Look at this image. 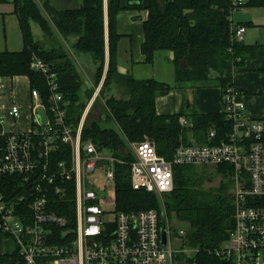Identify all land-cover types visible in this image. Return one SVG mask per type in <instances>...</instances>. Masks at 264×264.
<instances>
[{"label":"built area","instance_id":"1","mask_svg":"<svg viewBox=\"0 0 264 264\" xmlns=\"http://www.w3.org/2000/svg\"><path fill=\"white\" fill-rule=\"evenodd\" d=\"M243 4L244 0H231L232 41H244L246 28L234 24L232 17ZM29 67L42 75L46 90L42 94L30 89L27 128H18L21 109L5 101L7 78L0 76V185L6 182L2 178L18 181L13 188L0 187V236L14 246L0 254L9 260L4 264H175L176 254L192 257V250L178 249V236L165 221L166 244H162L163 213L116 209L114 166L121 160L91 142L81 144L83 120L101 84L74 129L67 121L56 72L36 55ZM220 97L230 126L220 142L204 144L191 137L171 159L159 156L152 140L133 143L130 185L164 196L173 189L175 166H229L233 228L214 254L220 264H264V120L245 116L235 87ZM188 123L179 118L181 126ZM215 137L211 127L209 138ZM65 146L70 148L68 158L52 156ZM96 170L104 172L103 189L89 183ZM110 205L112 212L106 209ZM183 234L184 230L178 231Z\"/></svg>","mask_w":264,"mask_h":264},{"label":"trees","instance_id":"2","mask_svg":"<svg viewBox=\"0 0 264 264\" xmlns=\"http://www.w3.org/2000/svg\"><path fill=\"white\" fill-rule=\"evenodd\" d=\"M4 1L0 0V3ZM12 2L22 33L23 48L20 51H0V76L25 75L30 89H38L43 94L46 89L42 75L29 67L31 57H39L58 75L67 121L76 129L81 113L101 82L107 47L108 63L98 93L100 99H95L104 103V120L114 122L117 130L102 127L95 121L90 127L83 125L81 144L91 142L98 150L110 151L121 160V164L114 166L118 211L137 213L155 209L163 213L165 224L178 236V249L192 250V257L184 253L176 254L175 264H220L221 260L214 250L227 240L233 228L231 168L227 165L173 167L174 186L164 195L160 206L155 194L132 189L129 164L134 157L126 148L128 144L147 138L155 143L159 156L171 159L175 149L180 144H187L191 137L204 144L220 142L230 127L229 122L222 111L203 114L182 109L172 114L157 113L156 98L168 94L172 87L151 78L136 79L129 73L117 71L116 53L120 35L115 25L120 11L147 10L148 16L143 23L145 39L141 47L146 63L153 61L154 52L169 50L173 56L176 85L205 87L215 84L223 92L234 87L233 67L242 63L244 57L255 55L254 46L230 40L231 0H147L145 7L140 0H106L107 38L103 0H80V6L75 10H58L51 0H43L42 7L35 0ZM246 5H264V0H244L243 6ZM33 23L38 25L42 40L35 39ZM53 37L58 39L57 43H53ZM49 39L51 44L47 47L44 40ZM71 52L73 55L87 54L93 62L95 79L92 89L86 88L92 92L86 102L80 100L83 80ZM180 117H185L189 123L181 126ZM211 127L216 130L215 138H209ZM60 149L52 156L68 158L70 148L65 146ZM215 177L219 178L217 185L212 184ZM2 180L6 182L0 187L8 189L18 183L9 178ZM174 222L180 227H176ZM181 229L184 234L179 236ZM8 261L0 256V264Z\"/></svg>","mask_w":264,"mask_h":264},{"label":"crops","instance_id":"3","mask_svg":"<svg viewBox=\"0 0 264 264\" xmlns=\"http://www.w3.org/2000/svg\"><path fill=\"white\" fill-rule=\"evenodd\" d=\"M137 2V0H132ZM143 7L147 0H140ZM104 26L107 38V2L103 0ZM53 6L58 9H74L81 4L80 0H51ZM115 30L120 35L116 53L117 71L129 73L136 79H154L161 83H167L172 90L156 99V112L159 114H172L184 110L186 104L189 110L206 114L208 112H220L222 109L221 88L215 84L205 87L185 84H175L172 64V53L169 50L156 51L153 61L146 63L141 47L145 39L143 23L147 19V10L132 9L118 12ZM245 26L247 24L239 23ZM249 26V25H248ZM250 26H260L250 22ZM256 28V27H255ZM247 31V30H246ZM246 33V32H245ZM252 33L243 38L245 46L255 47L253 57H244V61L233 67L232 83L236 89L237 101L244 106V114L253 120H264V35L260 42L252 43ZM255 37V36H253ZM107 44V43H106ZM69 45V44H68ZM70 46V45H69ZM72 55V52H71ZM106 63L108 52L106 47ZM93 67V66H92ZM91 67V68H92ZM90 68V69H91ZM94 68V67H93ZM5 84V101L8 104H16L21 109L22 121L18 128H27L31 108L30 90L26 94L17 96L13 87L23 80L30 89L27 76H7ZM24 84V83H22ZM86 84V83H85ZM88 84H86V87Z\"/></svg>","mask_w":264,"mask_h":264},{"label":"rangeland","instance_id":"4","mask_svg":"<svg viewBox=\"0 0 264 264\" xmlns=\"http://www.w3.org/2000/svg\"><path fill=\"white\" fill-rule=\"evenodd\" d=\"M12 1L13 0H6L0 3V51H6V49L12 50V51H20V49L23 48L22 47L23 45L22 33H20L17 18L15 17L13 13L14 4ZM35 2L39 7H42L43 0H35ZM41 13L46 18V14L44 13L43 9L41 10ZM232 17H233L234 24H239V23L247 24V29H246L247 31L244 34V37H246L248 33H252L253 34L252 37H249L251 39L253 38L252 43L256 41L258 42L261 41L262 36L264 35V5H260V6L246 5V6L240 7L237 10L233 11ZM250 22H253L260 26H250ZM32 32H33L35 39H38V40L43 39V35L40 32L39 27L36 23L32 24ZM51 40L53 41V43L58 42V39L56 37H53V39ZM51 40L50 39L48 41L44 40V44L48 47L51 44ZM72 56L76 62L79 73H81L82 80H83L82 88L80 90V100L83 102H86L88 98L87 96H90V94L92 93L88 91L92 89V84L95 79V73H94L95 70L93 68L94 67L93 62H92V59H90L87 54L77 53L75 55L72 54ZM106 66H107V63L105 62V67H104V72H103L104 74L102 75L100 84L103 82L105 71H106ZM85 83L88 84L87 86L89 89L88 91L86 90L87 87ZM13 89H15V91L17 92V96L24 95L27 93V91L30 90L29 86L27 85L26 82H24V80L23 82L21 81L20 83L19 81H17V84L13 87ZM98 97L99 95L96 96V99H100ZM96 99L93 100L94 102L92 103V106L90 107L88 113L85 115L86 117L83 120L84 121L83 125L85 127H90L91 124L95 121L102 127H106V128L109 127L111 129L117 130V126L114 122L104 120L105 119L104 103L99 102ZM183 108H184V111L186 112L191 111L189 110L187 105L186 107H183ZM78 117L79 116H77V118ZM45 121L46 119L44 118V122ZM8 126L9 124L6 123L5 127L8 128ZM126 149L128 150L129 153L131 152L133 154L132 143L128 144ZM123 151L124 150H122V152ZM88 180H89V183L97 189H103L104 188L103 184H105L106 182L104 172L99 171V170H96L95 173L88 178ZM218 180L219 178L215 177L212 181V184L217 185ZM156 198L158 199V202L161 206L163 204L165 196L163 195L156 196ZM106 209L108 212H112L114 208L112 205H110L106 207ZM174 224L176 227H180L179 224H177L176 222H174ZM13 247L14 246H12V243L7 241L4 236H0V254L11 251ZM179 264H182V263H179Z\"/></svg>","mask_w":264,"mask_h":264},{"label":"water","instance_id":"5","mask_svg":"<svg viewBox=\"0 0 264 264\" xmlns=\"http://www.w3.org/2000/svg\"><path fill=\"white\" fill-rule=\"evenodd\" d=\"M159 218H160V222L162 224V226H161L162 227L161 228V241H162V244L165 245L166 244V241H165V238H166V227L164 225V215L161 214Z\"/></svg>","mask_w":264,"mask_h":264}]
</instances>
